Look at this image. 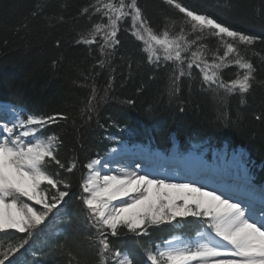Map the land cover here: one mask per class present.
<instances>
[{"label":"trees","instance_id":"16d2710c","mask_svg":"<svg viewBox=\"0 0 264 264\" xmlns=\"http://www.w3.org/2000/svg\"><path fill=\"white\" fill-rule=\"evenodd\" d=\"M93 2L0 0V103L19 105L36 115L66 116V120L50 125L45 135L55 133L62 140L58 153L62 162L73 158L79 161L69 176L72 187L66 202L58 212L50 214L24 249L10 257L13 264H68V257L55 247L61 242H66L81 260L87 257L88 264H92L95 254L88 237L94 230L89 228L78 199L86 173L83 165L103 157L118 141L150 143L166 152L176 144L182 154L191 152L204 157L223 149L233 153L241 150L247 155L253 179H264V120L255 118L264 114V85L255 86L243 97L229 96L203 88L199 70L194 68L192 77H182L176 86L178 91L173 93L171 68L149 65L141 52L142 42L125 31L131 26L130 18L121 25V43L111 65L100 68L97 61L102 57L98 51L74 43L92 24L107 21L99 14L92 19L78 15ZM137 2L155 31L164 27L179 31L183 14L177 9L163 0ZM179 2L233 30L257 37L253 46H241V51L257 67V80L264 81V0ZM37 4L42 5V11L36 8ZM33 11L38 15L32 16ZM61 16L63 22L59 20ZM203 43L213 50L218 47L212 37ZM236 73L237 68L230 66L223 70L222 78L233 79ZM93 86L98 103L89 120L87 113H81L93 95ZM182 224L187 233L200 228L193 218ZM169 232V226H162L152 232L151 240L159 241ZM22 236L0 234V244L7 247ZM110 239L114 247L129 250L140 261L146 260L136 238L125 234V230L119 238Z\"/></svg>","mask_w":264,"mask_h":264},{"label":"snow or ice","instance_id":"6c2138e0","mask_svg":"<svg viewBox=\"0 0 264 264\" xmlns=\"http://www.w3.org/2000/svg\"><path fill=\"white\" fill-rule=\"evenodd\" d=\"M163 3L183 14L179 31L169 27L155 31L137 0H94L78 15L92 19L99 14L107 21L92 24L74 43L98 51L102 57L97 61L100 68L110 66L121 43V25L130 18L131 26L125 31L142 42L141 52L149 65L171 68L173 93L178 91L176 86L182 77H192L194 68L199 70L203 88L229 96L243 97L255 86L264 85V81L257 80L258 69L253 61L241 51V46H253L257 37L190 10L179 0ZM36 8L43 10L40 4ZM59 20L63 22L64 17ZM209 37L218 42L215 50L203 43ZM233 65L237 68L235 78L224 80L223 70ZM97 103L93 86V95L81 114L87 113L91 120ZM3 107L11 115L0 120V234L23 236L7 247L0 244V264H13L10 257L24 249L50 214L58 212L66 202L72 187L69 176L79 161L73 158L62 162L58 154L62 140L55 133L45 135L50 125L66 120V116L36 115L19 105ZM255 118L264 120V114ZM111 164L106 154L83 165L87 172L80 182L78 199L89 228L94 230L88 237L95 254L92 264H264V208L258 214L223 193L197 187L195 181L174 183L168 182V177L150 178V172L139 164L136 168L141 171L118 167L117 174H109ZM189 217L200 225L196 233L199 239L176 238L160 243L151 240L154 230L180 225ZM122 230L136 238L146 260L140 261L129 250L114 247L110 238H119ZM55 247L68 257V264H88V258L81 260L66 242Z\"/></svg>","mask_w":264,"mask_h":264},{"label":"bare ground","instance_id":"6f19581e","mask_svg":"<svg viewBox=\"0 0 264 264\" xmlns=\"http://www.w3.org/2000/svg\"><path fill=\"white\" fill-rule=\"evenodd\" d=\"M1 115H0V120H4V119L8 118L7 116L2 117ZM115 153H116V155H115ZM119 154L120 153H118L117 151H114L113 153H111L109 160L112 162V164H111L112 166L113 165L114 166L115 165H123L122 159L124 160V164H125L126 159L124 157L122 159H119V158H121V156H123L122 153H121V155H119ZM199 160H200L199 158H196V157L189 155V156H186L185 158H183V160L177 161V160H174L172 158V156H169L167 158H163L161 160H158L159 163H156V165L150 166L148 169L146 166H143V165L142 166L144 169H147L150 172V178H152V175L159 176V177H168L169 178L168 182H174V183L195 181L197 187L204 186L205 190H208V191L215 190L217 192V194L223 193L224 195L225 194L231 195L232 193L229 190H224V189L217 188V187H219V185L231 186L233 183V179H234L233 177H229V178H231V180L229 182L226 180H222L215 175L213 180H217V181H215L213 183H211V182L204 183L205 178L201 177L202 178L201 179L200 177L195 176L194 170L197 168V164H198ZM112 166H111L112 171L109 174H117V171L116 172L114 171L117 168H114ZM163 166L166 168H163ZM168 168H171V169H168ZM172 168H176V169L172 170ZM128 170L132 171L130 169H128ZM133 170L140 171V169H137L136 166H135V168H133ZM141 174H143V173L141 172ZM185 174L189 175V177L186 176ZM232 202H234V201L232 200Z\"/></svg>","mask_w":264,"mask_h":264},{"label":"rangeland","instance_id":"374dc122","mask_svg":"<svg viewBox=\"0 0 264 264\" xmlns=\"http://www.w3.org/2000/svg\"><path fill=\"white\" fill-rule=\"evenodd\" d=\"M2 114V115H1ZM0 115L2 117L7 116L9 117L11 115V113L5 111V108L3 106H0ZM110 155L107 157L109 159ZM225 157V159H224ZM223 158V159H222ZM245 161H246V155L243 151H237L235 154H227V156H225L224 152L223 153H219L217 154V156H215V163H216V167L218 168V170H215L214 172L216 174H218V176H222L225 177L227 175L236 177V178H241L242 179H246V168H245ZM112 166V165H111ZM112 167L114 168H118L120 167L119 165H113ZM123 167V166H121ZM232 169V170H231ZM87 172V169H86ZM235 173V175L229 174V173ZM238 185V183H237ZM241 188H244L243 186ZM231 197V195H230ZM31 203V202H29ZM37 208H39L40 206L37 205ZM199 239V237L196 236V238H194L193 240ZM191 240V241H193Z\"/></svg>","mask_w":264,"mask_h":264}]
</instances>
